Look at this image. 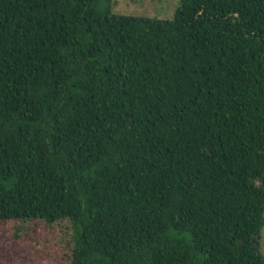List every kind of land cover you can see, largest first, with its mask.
<instances>
[{"label":"trees","instance_id":"1","mask_svg":"<svg viewBox=\"0 0 264 264\" xmlns=\"http://www.w3.org/2000/svg\"><path fill=\"white\" fill-rule=\"evenodd\" d=\"M111 6L0 0V224L67 222L68 264H264V0Z\"/></svg>","mask_w":264,"mask_h":264},{"label":"rangeland","instance_id":"2","mask_svg":"<svg viewBox=\"0 0 264 264\" xmlns=\"http://www.w3.org/2000/svg\"><path fill=\"white\" fill-rule=\"evenodd\" d=\"M179 0H112L117 15L171 19ZM0 224V264H68L70 248L67 222L48 226L43 222ZM19 230V237L13 236ZM259 252L264 256V226L259 233Z\"/></svg>","mask_w":264,"mask_h":264}]
</instances>
